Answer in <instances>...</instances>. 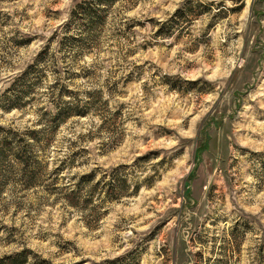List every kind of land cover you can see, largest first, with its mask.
<instances>
[{"label":"rangeland","instance_id":"rangeland-1","mask_svg":"<svg viewBox=\"0 0 264 264\" xmlns=\"http://www.w3.org/2000/svg\"><path fill=\"white\" fill-rule=\"evenodd\" d=\"M95 1L0 0V264H264V0Z\"/></svg>","mask_w":264,"mask_h":264},{"label":"trees","instance_id":"trees-1","mask_svg":"<svg viewBox=\"0 0 264 264\" xmlns=\"http://www.w3.org/2000/svg\"><path fill=\"white\" fill-rule=\"evenodd\" d=\"M120 0H96L94 5H112L116 2H118ZM92 6V5H91ZM91 6H88L86 8H81L82 12L85 13L86 15H88V18L90 19V21L95 20V21H102V17L101 16H97L99 10H97V8H92ZM95 21H93L92 23H96ZM15 103L12 104L11 108H14ZM85 113L83 111H80L78 109L77 106L73 107V106H68V105H63L62 107L59 108V111L57 112L56 118L54 120H56L58 123H62L64 121H67L68 119L74 117V116H84ZM27 162V160H26ZM25 162V163H26ZM13 257H9V261L10 264H25V262L27 261V256L25 253H21V254H17L16 256Z\"/></svg>","mask_w":264,"mask_h":264}]
</instances>
